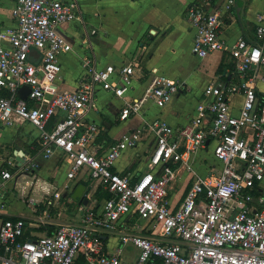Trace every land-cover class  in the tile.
<instances>
[{
  "label": "built area",
  "instance_id": "1",
  "mask_svg": "<svg viewBox=\"0 0 264 264\" xmlns=\"http://www.w3.org/2000/svg\"><path fill=\"white\" fill-rule=\"evenodd\" d=\"M212 0L191 3L185 11L194 31L191 52L198 58L220 51L234 63L237 81L208 85L196 115L172 128L154 120L146 127L156 139L150 171L133 181L114 164L134 135H125L103 153L93 144L98 125L88 114L98 112L99 89L121 100L119 120L141 113L148 100L164 107L181 84L154 76L142 96L130 99L136 62L99 66L89 35L81 40L87 53L74 90H58L59 56L72 50L60 25L82 20L75 2L15 0V26L0 31V131L28 123L38 132L44 157L60 150L69 165L68 179L85 170L108 193L102 207L85 211L77 224H60L51 233H35L22 219L0 220V264H124L117 249L108 253L103 236L137 249L133 264H264V99L257 92L258 68L264 64V11L256 14L252 39L229 44L221 37L224 12L209 11ZM95 30L89 34L94 35ZM37 56L30 57L31 51ZM28 88L26 99L19 93ZM242 98L234 109L231 98ZM218 171H192L199 152L208 151ZM11 160L0 169V211L3 188L16 174ZM30 167L24 169L28 171ZM192 172L177 207L168 189L179 170Z\"/></svg>",
  "mask_w": 264,
  "mask_h": 264
},
{
  "label": "crops",
  "instance_id": "2",
  "mask_svg": "<svg viewBox=\"0 0 264 264\" xmlns=\"http://www.w3.org/2000/svg\"><path fill=\"white\" fill-rule=\"evenodd\" d=\"M62 1L77 3L83 22L75 20L59 27V32L71 43L72 50L59 56L61 72L55 81L58 90L77 87L83 74L81 58L87 53L81 44L86 34L99 66L119 67L136 62L132 88L126 94L128 98L142 96L154 76L166 77L182 86L164 107L159 108L148 100L141 113L123 121L118 118L121 100L102 89L96 93L99 110L88 114L99 127L93 148L97 153H103L125 135H134V147L123 151L114 168L135 181L150 171L149 160L156 145L155 136L146 123L161 120L172 128L188 124L203 100L205 87L227 86L237 81L233 60L220 51L204 58L192 54L194 31L186 20L185 11L191 3L199 0ZM227 1L212 0L209 11L223 13ZM233 1L231 9L224 12L221 31V37L229 44L240 38L252 39L255 16L264 11V0ZM14 4L15 0H0V31L15 26L11 15ZM92 30L96 31L94 35L89 34ZM260 72L257 92L264 99V64L259 66L258 74ZM241 101L239 95L231 98L234 109L240 107ZM6 160L12 161L13 167L9 169L16 177L5 183L3 188L5 206L0 211V220L22 219L34 227L39 226L31 228V231L48 232L60 224H77L85 211L102 207L107 198L108 193L92 181L85 170L74 179H68V161L60 150L55 149L49 157H44L38 132L28 123L0 131V169ZM27 167L30 169L24 171ZM211 169L218 171L220 164L214 159L210 147L208 151L197 154L192 171L204 175ZM192 175L185 169L179 170L176 181L168 189L172 207L181 202ZM81 186L86 204L73 199L75 190ZM103 241L108 253L113 254L120 249L124 264H133L136 260L137 256L132 261L123 257L124 249L131 245L122 247L116 237L108 235L103 236Z\"/></svg>",
  "mask_w": 264,
  "mask_h": 264
},
{
  "label": "water",
  "instance_id": "3",
  "mask_svg": "<svg viewBox=\"0 0 264 264\" xmlns=\"http://www.w3.org/2000/svg\"><path fill=\"white\" fill-rule=\"evenodd\" d=\"M37 55H38L37 52L34 51V50L31 51L30 54H29L30 57L37 56ZM19 93H20V95H21V97L23 99H26L27 94H28V88L27 87H22L20 89ZM83 191H84V189H83L82 186L81 187H78L75 190L74 194H73V199H79V200H81L83 202V204H86L87 203V200L86 199H83Z\"/></svg>",
  "mask_w": 264,
  "mask_h": 264
},
{
  "label": "rangeland",
  "instance_id": "4",
  "mask_svg": "<svg viewBox=\"0 0 264 264\" xmlns=\"http://www.w3.org/2000/svg\"><path fill=\"white\" fill-rule=\"evenodd\" d=\"M259 75L261 76L262 73L260 72ZM210 161L208 160V163ZM62 200V199H61ZM172 200H174V196L172 197ZM110 242H113V241H110ZM118 242V241H117ZM118 245H120V243L118 242ZM128 247V248H127ZM125 249H124V252H123V257L128 260V261H132L134 260V258L137 256V251H136V248H133L131 246H127Z\"/></svg>",
  "mask_w": 264,
  "mask_h": 264
},
{
  "label": "trees",
  "instance_id": "5",
  "mask_svg": "<svg viewBox=\"0 0 264 264\" xmlns=\"http://www.w3.org/2000/svg\"><path fill=\"white\" fill-rule=\"evenodd\" d=\"M106 197L108 198V195H106ZM14 220H15V219H14ZM51 231H52V229H49V230H48V233L50 234ZM83 263H84L83 259H79V260L77 261L76 264H83Z\"/></svg>",
  "mask_w": 264,
  "mask_h": 264
}]
</instances>
